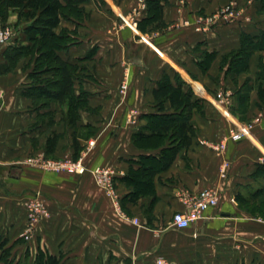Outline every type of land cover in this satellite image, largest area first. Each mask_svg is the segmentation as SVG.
<instances>
[{
    "label": "crops",
    "instance_id": "crops-1",
    "mask_svg": "<svg viewBox=\"0 0 264 264\" xmlns=\"http://www.w3.org/2000/svg\"><path fill=\"white\" fill-rule=\"evenodd\" d=\"M67 1L60 0L65 11L54 34L70 42L54 51L77 66L74 92L85 101L73 109L75 121L66 100L41 92L55 72L35 71L33 56L0 73V238L10 253L0 264L48 257L55 264H264V220L238 201L257 190L264 197V49L241 73L225 59L243 33L264 31L260 0L233 1L234 23L207 33L195 31L196 19L231 0H159L158 11L149 6L154 0ZM31 22L19 21L13 8L0 19V29L11 31L0 45V67L9 46L29 45L23 30ZM164 79L181 80L196 103L187 146L151 126L152 116L173 112L168 101L161 112L155 107L153 90ZM220 90L229 95L226 107L215 100ZM255 118L260 123L246 130ZM218 144L224 152L211 149ZM175 147L161 169L159 158ZM38 156L113 169L118 208L88 173L26 163ZM205 188L218 191L217 206L187 229L174 228L173 215L187 209L181 195ZM33 198L43 200L49 215L30 227L25 202Z\"/></svg>",
    "mask_w": 264,
    "mask_h": 264
},
{
    "label": "trees",
    "instance_id": "trees-1",
    "mask_svg": "<svg viewBox=\"0 0 264 264\" xmlns=\"http://www.w3.org/2000/svg\"><path fill=\"white\" fill-rule=\"evenodd\" d=\"M67 2L71 3V0ZM262 10L264 11V0H260ZM155 11L161 7L159 0L149 3ZM9 8L17 11L19 21H32L23 30L29 45L20 44L9 46L4 57L6 64L0 67V73H5L14 67L15 63L25 55H31L35 58V71L40 73L53 70L55 77L53 80H46L41 92L47 97L53 98L63 103L67 101L70 108V122H74L77 116L74 114V108L78 103L85 101V95L80 92L78 95L74 92V81L77 80V66L64 62L56 55V49L66 48L70 40L66 34L56 36L54 29L59 24L60 16H64V8L60 0H0V19L5 20ZM264 49V31L258 35L243 33L240 38V47L238 50L225 57L230 58L231 71L241 73L247 69L248 59L259 50ZM183 82L179 79L175 84H171L167 79L162 80L153 90L155 98V107L158 111H163L165 102H169L172 113L152 116L151 121L156 135L166 136L175 139L178 146H187L191 137L195 134V128L191 122V111L195 106L192 102V93L190 90L182 89ZM151 127V128H152ZM165 133V134H163ZM176 147L162 154L159 158L161 169H166L173 161L176 154ZM259 171L264 172V166H259ZM239 204H243L247 212L253 217L264 220V197L260 190L252 193L248 198L239 197ZM5 241L0 238V258L5 260L9 255V250L4 248ZM52 257H48L44 262L40 259L36 264H55Z\"/></svg>",
    "mask_w": 264,
    "mask_h": 264
},
{
    "label": "built area",
    "instance_id": "built-area-1",
    "mask_svg": "<svg viewBox=\"0 0 264 264\" xmlns=\"http://www.w3.org/2000/svg\"><path fill=\"white\" fill-rule=\"evenodd\" d=\"M238 16L239 14L235 10V4L229 3L228 5L220 8L212 15L204 17L199 16L195 22V31L207 33L213 26L219 24L234 23ZM10 38V29H0V45L8 43L10 41ZM127 83L128 81L124 79L120 86V92L122 95L126 94L128 85ZM215 100L217 104L226 107L229 104V95L220 90L215 94ZM136 114V111L130 112L131 119L129 121L133 124L135 123V121L132 118L135 117ZM259 123L260 119L255 118L250 124L246 126V130L252 129L254 125H257ZM210 147L217 153H222L225 151L224 144L211 145ZM26 163L45 172L78 175L88 173L92 176L95 184L112 201L115 208H118L114 180L115 173L111 168L94 167L92 169H88L84 166L81 159L46 160L41 156L30 158L26 161ZM181 200L187 208L186 212L174 214L171 222V225L178 230L187 229L192 222L201 219L206 210L217 206L219 194L218 191L214 188H205L196 195L184 193L181 195ZM25 209L27 212V220L30 223V227L39 222L41 219L48 217L49 215L46 205L40 198H33L25 202ZM132 222L133 224L138 225V221L136 219H133ZM26 233H28V231ZM155 264L167 263L162 259H158Z\"/></svg>",
    "mask_w": 264,
    "mask_h": 264
},
{
    "label": "rangeland",
    "instance_id": "rangeland-1",
    "mask_svg": "<svg viewBox=\"0 0 264 264\" xmlns=\"http://www.w3.org/2000/svg\"><path fill=\"white\" fill-rule=\"evenodd\" d=\"M233 1L235 2V1H238V0H231V1H229V3H232ZM244 1H246V0H244ZM229 3H228V4H229ZM228 4H227V5H228ZM225 6H226V5H225ZM223 7H224V6H223ZM8 254H10V253H8Z\"/></svg>",
    "mask_w": 264,
    "mask_h": 264
}]
</instances>
